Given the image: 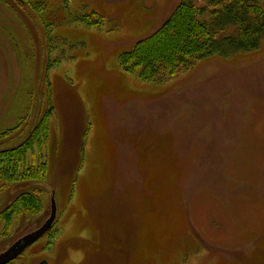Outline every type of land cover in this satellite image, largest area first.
<instances>
[{"label":"rangeland","instance_id":"1","mask_svg":"<svg viewBox=\"0 0 264 264\" xmlns=\"http://www.w3.org/2000/svg\"><path fill=\"white\" fill-rule=\"evenodd\" d=\"M179 2L0 0V150L53 107L47 178L0 188L43 210L0 220V253L57 205L8 264H264V44L165 83L120 65Z\"/></svg>","mask_w":264,"mask_h":264},{"label":"trees","instance_id":"2","mask_svg":"<svg viewBox=\"0 0 264 264\" xmlns=\"http://www.w3.org/2000/svg\"><path fill=\"white\" fill-rule=\"evenodd\" d=\"M25 2L20 0V4ZM263 44L264 0H180L155 33L120 56V65L127 72H138L146 81L165 83L193 69L201 60H230L256 52ZM52 111L50 107L44 112L25 141L0 150V188L13 183L34 184L47 178L48 164L41 150L49 141ZM29 152L33 156L38 152L39 161L34 162L31 155L29 163ZM40 189L35 185L21 191L4 206L0 220L5 231L14 220L41 213Z\"/></svg>","mask_w":264,"mask_h":264},{"label":"water","instance_id":"3","mask_svg":"<svg viewBox=\"0 0 264 264\" xmlns=\"http://www.w3.org/2000/svg\"><path fill=\"white\" fill-rule=\"evenodd\" d=\"M57 218V205L55 198H52L51 202V213L49 217L37 227L34 231L25 234L24 236L17 239L7 249L0 253V264H8L18 258L30 245L34 244L47 232H49Z\"/></svg>","mask_w":264,"mask_h":264}]
</instances>
